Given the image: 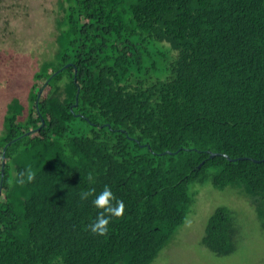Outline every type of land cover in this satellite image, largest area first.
I'll use <instances>...</instances> for the list:
<instances>
[{"label": "trees", "instance_id": "1", "mask_svg": "<svg viewBox=\"0 0 264 264\" xmlns=\"http://www.w3.org/2000/svg\"><path fill=\"white\" fill-rule=\"evenodd\" d=\"M56 3L53 52L1 119L0 264H151L208 176L264 227V0ZM105 186L125 210L101 236ZM236 235L218 206L201 244L228 255Z\"/></svg>", "mask_w": 264, "mask_h": 264}, {"label": "rangeland", "instance_id": "2", "mask_svg": "<svg viewBox=\"0 0 264 264\" xmlns=\"http://www.w3.org/2000/svg\"><path fill=\"white\" fill-rule=\"evenodd\" d=\"M56 5V0H0V129L7 101L17 96L25 102L31 72L53 52ZM33 147L46 149L48 143ZM188 191L192 202L183 223L151 264H264V227L244 187L218 189L208 176L189 183ZM218 206L232 211L237 227L235 250L222 256L201 244L206 221Z\"/></svg>", "mask_w": 264, "mask_h": 264}, {"label": "clouds", "instance_id": "3", "mask_svg": "<svg viewBox=\"0 0 264 264\" xmlns=\"http://www.w3.org/2000/svg\"><path fill=\"white\" fill-rule=\"evenodd\" d=\"M35 179V174L28 171L19 174L18 182L23 184L25 181L32 182ZM89 180H92L91 175ZM94 189L84 191L80 194L81 200H87L93 195ZM93 206L98 209V214L95 221L89 226L93 234L105 235L108 230V225L112 218H120L124 214L125 205L122 200H117L108 186L95 196L92 201Z\"/></svg>", "mask_w": 264, "mask_h": 264}, {"label": "water", "instance_id": "4", "mask_svg": "<svg viewBox=\"0 0 264 264\" xmlns=\"http://www.w3.org/2000/svg\"><path fill=\"white\" fill-rule=\"evenodd\" d=\"M68 64H66V66H67ZM56 72H54V74H55ZM76 73V72H75ZM74 73V74H75ZM40 93H41V90H39V92H38V94H37V98L39 97V95H40ZM76 100H77V96H76ZM43 123H44V121H43V119H41V125H43ZM27 133H29V132H27ZM217 153H213V152H210L209 153V156L210 157H212V156H214V155H216ZM4 157H5V154H4V150H3V152H2V160H1V168H0V191H1V182H2V177H3V169H4Z\"/></svg>", "mask_w": 264, "mask_h": 264}]
</instances>
